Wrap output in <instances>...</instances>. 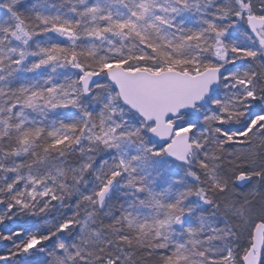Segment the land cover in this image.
Returning a JSON list of instances; mask_svg holds the SVG:
<instances>
[{"label": "snow or ice", "instance_id": "6c2138e0", "mask_svg": "<svg viewBox=\"0 0 264 264\" xmlns=\"http://www.w3.org/2000/svg\"><path fill=\"white\" fill-rule=\"evenodd\" d=\"M0 264H264V0H0Z\"/></svg>", "mask_w": 264, "mask_h": 264}]
</instances>
